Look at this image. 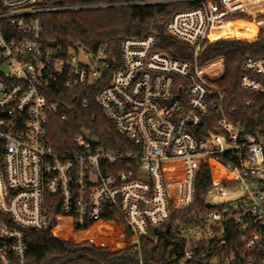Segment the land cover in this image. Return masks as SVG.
Instances as JSON below:
<instances>
[{"label":"built area","instance_id":"built-area-1","mask_svg":"<svg viewBox=\"0 0 264 264\" xmlns=\"http://www.w3.org/2000/svg\"><path fill=\"white\" fill-rule=\"evenodd\" d=\"M60 2L0 0V264H28L27 231L49 227L47 195L57 197L61 213L72 215L78 227L115 213L135 237L132 252L138 254L139 264H146L142 239L167 222L173 210L193 203L197 175L210 159L224 161L237 185L210 188L207 205L215 197L226 199L218 205L228 206L211 204L212 210L199 215L196 224L177 229L184 247L174 256L176 264L205 259L196 251L202 244L221 241L229 222L247 249L263 251L264 130L248 132L233 120L236 110L226 111L227 91L215 85L224 76V61L200 65L198 58L209 35L232 30L227 26L237 22L235 15L252 18L246 10L264 0L132 3H194L175 12L165 28L192 49L193 59L172 58L158 50L151 27L145 36L122 40L119 62L108 45L89 49L77 44L65 51L44 44L42 16L109 7ZM110 71L95 103L138 153L106 151L80 135L75 143L82 153L56 154L47 138L49 119L60 109L52 98L58 91L92 87ZM239 88L264 97V55L245 59ZM245 103L254 105L251 100ZM210 117L219 132L198 138ZM238 258L231 256L227 264H255L244 255Z\"/></svg>","mask_w":264,"mask_h":264},{"label":"trees","instance_id":"trees-1","mask_svg":"<svg viewBox=\"0 0 264 264\" xmlns=\"http://www.w3.org/2000/svg\"><path fill=\"white\" fill-rule=\"evenodd\" d=\"M143 1L147 0H61V6L109 7L42 16L43 42L47 44L55 41L65 51L77 44L89 49L108 45L119 62L122 40L131 36H145L152 27L157 33L158 50L172 58L192 60V49L169 36L165 28L175 12L190 8L194 3L132 5ZM233 18L237 20L236 32L209 35L208 45L198 61L200 65L217 59L224 61V76L215 81V85L227 91L226 111L231 113L236 110L237 118L233 120H239L246 131L257 132L264 130V97L242 91L239 79L242 64L247 57L264 55V14L259 15L253 23L248 22L249 19L243 14ZM227 27L234 30L235 24ZM112 72L107 73L103 80L92 87L58 91V95L52 98L60 109L49 119L47 138L56 154L82 153L75 138L80 135L85 137V134L88 135V138L85 137L88 141H95L106 151L138 153L139 149L117 132L95 103L97 92L108 84ZM247 100L253 102V107L246 105ZM85 103L87 107L83 106ZM212 120L213 117H210L203 121L198 138H203L208 131L219 132L217 125L211 123ZM219 185L234 187L237 180L225 171L224 161L210 159L197 175L193 203L185 210H173L167 222L151 228L148 236L142 239L141 248L147 258L146 264H176L174 256L184 247V242L176 235L177 229L196 224L199 215L212 210L207 207V191ZM45 204L49 227L27 231L28 264H139L138 254L132 252L136 245L135 237L115 213H107L101 221L82 228L75 224L72 215L61 213L57 197L47 195ZM226 206L228 204L214 208ZM84 247L90 249H83ZM196 253L205 254L206 258L187 264H227V260L233 255L235 259L244 255L245 258L253 259L255 264L264 262V250L247 249V242L241 240L238 229L232 222L224 224L221 241L202 244ZM237 261L231 264H236Z\"/></svg>","mask_w":264,"mask_h":264},{"label":"rangeland","instance_id":"rangeland-1","mask_svg":"<svg viewBox=\"0 0 264 264\" xmlns=\"http://www.w3.org/2000/svg\"><path fill=\"white\" fill-rule=\"evenodd\" d=\"M261 14H264V3H261V5L259 6H256V7H249V9L246 10V15L248 17H254L255 19L261 15ZM250 18L248 20V22L250 23H253L255 19H252ZM248 19V18H247ZM235 24V28L234 30L232 29L231 31H228V32H232V33H235L236 32V23ZM223 26H226V24H224ZM85 137L88 138V135L85 134ZM95 142V141H93ZM226 199H221V198H215V197H211L209 198V202L212 204V205H218V204H221L225 201Z\"/></svg>","mask_w":264,"mask_h":264},{"label":"water","instance_id":"water-1","mask_svg":"<svg viewBox=\"0 0 264 264\" xmlns=\"http://www.w3.org/2000/svg\"><path fill=\"white\" fill-rule=\"evenodd\" d=\"M49 45H50L51 47H56V46H57V42H55V41L50 42ZM207 207L210 208V207H212V205H211V204H208ZM87 248H88V247H84L83 249H87ZM88 249H90V248H88Z\"/></svg>","mask_w":264,"mask_h":264}]
</instances>
